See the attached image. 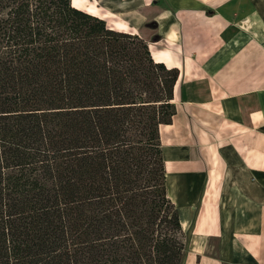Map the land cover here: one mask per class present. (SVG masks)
Listing matches in <instances>:
<instances>
[{"label": "trees", "instance_id": "obj_1", "mask_svg": "<svg viewBox=\"0 0 264 264\" xmlns=\"http://www.w3.org/2000/svg\"><path fill=\"white\" fill-rule=\"evenodd\" d=\"M178 76L71 0H0V264H183Z\"/></svg>", "mask_w": 264, "mask_h": 264}, {"label": "crops", "instance_id": "obj_2", "mask_svg": "<svg viewBox=\"0 0 264 264\" xmlns=\"http://www.w3.org/2000/svg\"><path fill=\"white\" fill-rule=\"evenodd\" d=\"M89 1L179 72L159 141L183 264H264V0Z\"/></svg>", "mask_w": 264, "mask_h": 264}, {"label": "rangeland", "instance_id": "obj_3", "mask_svg": "<svg viewBox=\"0 0 264 264\" xmlns=\"http://www.w3.org/2000/svg\"><path fill=\"white\" fill-rule=\"evenodd\" d=\"M104 3L107 4V5L110 4L108 2V0L104 1ZM90 4L94 5L92 3V1L90 2L89 0H75L74 3H73V6L78 8V9L80 8V10H81L82 8L83 9L86 8V7L88 8ZM99 13L100 14L102 13L101 10L99 11ZM111 20H112V16H111L110 20H108V21H111ZM184 241H185V247H186V250H187L188 241H189V235L188 234H185V240Z\"/></svg>", "mask_w": 264, "mask_h": 264}, {"label": "bare ground", "instance_id": "obj_4", "mask_svg": "<svg viewBox=\"0 0 264 264\" xmlns=\"http://www.w3.org/2000/svg\"><path fill=\"white\" fill-rule=\"evenodd\" d=\"M75 0L72 1V4L74 3Z\"/></svg>", "mask_w": 264, "mask_h": 264}, {"label": "water", "instance_id": "obj_5", "mask_svg": "<svg viewBox=\"0 0 264 264\" xmlns=\"http://www.w3.org/2000/svg\"><path fill=\"white\" fill-rule=\"evenodd\" d=\"M71 5H72V0H71Z\"/></svg>", "mask_w": 264, "mask_h": 264}]
</instances>
